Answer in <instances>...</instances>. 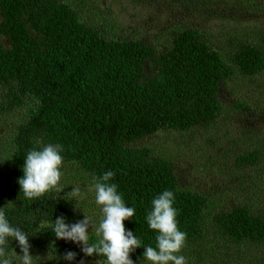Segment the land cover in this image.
<instances>
[{
    "label": "trees",
    "instance_id": "trees-1",
    "mask_svg": "<svg viewBox=\"0 0 264 264\" xmlns=\"http://www.w3.org/2000/svg\"><path fill=\"white\" fill-rule=\"evenodd\" d=\"M184 4L189 12L207 9L205 0ZM79 13L62 0H0V119L13 121L6 127L11 149L7 167H0V207L13 203L9 213L32 234L31 251L63 260L69 250L79 256L75 243L56 239L44 224L59 216L69 223L79 219L69 194L63 199L52 191L29 201L21 193L23 158L37 141L62 143L65 171L75 177L90 182L115 171L120 191L136 208L125 227L145 244L154 243L146 209L156 194L171 189L180 227L188 233L182 254L189 264H218L215 255L224 242L235 250L263 246V215L245 204L207 215L205 194L181 187L170 160L134 143L215 123L221 84L235 74L263 73L264 49L230 36L236 47L224 56L208 33L192 27L171 29L167 47L158 49L146 38L108 39ZM261 155L258 146L240 156L239 165L256 166ZM13 247L20 252L17 242ZM143 251L131 254L135 264Z\"/></svg>",
    "mask_w": 264,
    "mask_h": 264
},
{
    "label": "rangeland",
    "instance_id": "rangeland-1",
    "mask_svg": "<svg viewBox=\"0 0 264 264\" xmlns=\"http://www.w3.org/2000/svg\"><path fill=\"white\" fill-rule=\"evenodd\" d=\"M76 8L89 24L98 27L108 39H148L158 49L167 47L171 29L197 28L209 34L211 46L231 54L236 47L230 36L264 49V0H205L206 10L187 11L189 0H62ZM84 2L82 5L78 3ZM221 115L208 127L186 133L161 131L135 142L146 146L173 163L178 183L183 188L205 194L209 200L207 215L245 204L264 216V72L254 77L235 74L220 86ZM236 104L245 110L236 109ZM13 121L0 119V167L6 168L11 149L8 127ZM261 146L263 155L256 166L239 165L238 158ZM63 169L64 199L78 211L79 220L92 214L91 197L77 207L71 199L73 187L86 190L89 181ZM84 179L87 181L85 182ZM206 215V216H207ZM91 231V229H90ZM77 245V244H76ZM77 264H97L77 245ZM224 242L218 264H264V245L238 250ZM17 254H21L20 252ZM37 264H69L61 258L31 251ZM74 264V263H71Z\"/></svg>",
    "mask_w": 264,
    "mask_h": 264
},
{
    "label": "clouds",
    "instance_id": "clouds-1",
    "mask_svg": "<svg viewBox=\"0 0 264 264\" xmlns=\"http://www.w3.org/2000/svg\"><path fill=\"white\" fill-rule=\"evenodd\" d=\"M64 152L62 143L37 141L36 146L25 153L23 175L17 181L25 200H39L62 189ZM115 177L116 172L109 169L93 176L86 190L73 187L70 195L77 207L91 197L95 211L83 212L84 218L74 223H69L64 216L46 220L48 231L58 240L81 246L85 256H99L97 264H135L131 254L138 248L144 249L140 264H189L182 254L188 233L179 224L176 192L164 189L152 198L144 219L154 233V243L145 244L142 237L125 227V221L136 215V208L128 205ZM13 206L9 203L0 207V264H37V257L31 254L32 234L15 223L9 213ZM13 242L18 243L21 254H17ZM76 255L69 250L63 258L71 264Z\"/></svg>",
    "mask_w": 264,
    "mask_h": 264
}]
</instances>
